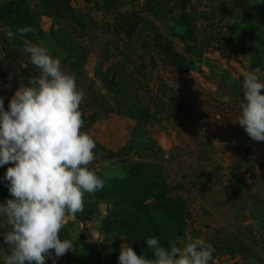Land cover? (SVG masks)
Here are the masks:
<instances>
[{
    "label": "rangeland",
    "instance_id": "obj_1",
    "mask_svg": "<svg viewBox=\"0 0 264 264\" xmlns=\"http://www.w3.org/2000/svg\"><path fill=\"white\" fill-rule=\"evenodd\" d=\"M26 44L75 75L81 131L96 143L89 168L104 180L66 217L73 249L56 264H119L122 243L154 259L151 237L210 243V264H264V142L232 121L243 74L264 82V0H0L5 110L40 72Z\"/></svg>",
    "mask_w": 264,
    "mask_h": 264
},
{
    "label": "clouds",
    "instance_id": "obj_2",
    "mask_svg": "<svg viewBox=\"0 0 264 264\" xmlns=\"http://www.w3.org/2000/svg\"><path fill=\"white\" fill-rule=\"evenodd\" d=\"M17 31L23 36L37 30L25 26ZM20 51L40 72L29 78V86H19L7 110L0 97V166L14 165L3 177L12 199L0 203L3 244L9 246L3 264H45L46 259L56 264L73 249L74 241L60 238L66 217L83 212L85 195L102 190L104 180L89 168L96 143L81 131L84 92L75 75L62 71L61 61L44 47L26 44ZM242 88L241 112L232 121L252 140L264 142V82L255 72H245ZM146 243L154 259L122 243L119 264L214 261V246L200 239L180 246L170 241L168 247L157 237L146 238Z\"/></svg>",
    "mask_w": 264,
    "mask_h": 264
}]
</instances>
